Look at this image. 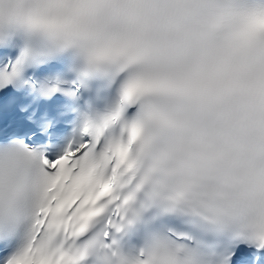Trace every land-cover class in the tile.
Here are the masks:
<instances>
[{"label":"snow or ice","instance_id":"6c2138e0","mask_svg":"<svg viewBox=\"0 0 264 264\" xmlns=\"http://www.w3.org/2000/svg\"><path fill=\"white\" fill-rule=\"evenodd\" d=\"M0 264H264V0H0Z\"/></svg>","mask_w":264,"mask_h":264}]
</instances>
